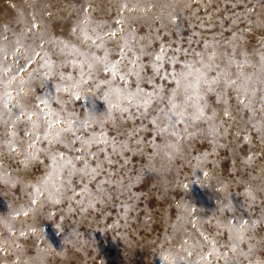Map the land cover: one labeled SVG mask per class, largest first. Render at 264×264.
I'll return each mask as SVG.
<instances>
[{
    "label": "rangeland",
    "instance_id": "1",
    "mask_svg": "<svg viewBox=\"0 0 264 264\" xmlns=\"http://www.w3.org/2000/svg\"><path fill=\"white\" fill-rule=\"evenodd\" d=\"M0 264H264V0H0Z\"/></svg>",
    "mask_w": 264,
    "mask_h": 264
},
{
    "label": "snow or ice",
    "instance_id": "2",
    "mask_svg": "<svg viewBox=\"0 0 264 264\" xmlns=\"http://www.w3.org/2000/svg\"><path fill=\"white\" fill-rule=\"evenodd\" d=\"M106 67H107V65H106ZM110 70L112 71L113 75H115V66H113V68L110 69ZM122 78H123V77H122ZM104 83H110V82L105 81ZM74 86H76V85H72V86H70V87H74ZM114 91H115L117 94H120V93L122 92V90L119 89V88L114 89ZM130 95H131L133 98H135L137 94H130ZM125 98L127 99L128 97L126 96ZM149 102H150V101H148V100L145 101L146 104L149 103ZM173 107H175V105H173ZM125 110H126V109H125ZM202 114H203V109H197V115L194 116L193 118H194V119L199 118V116L202 115ZM29 119H31V117H29ZM36 126H38V125H35V124H34V127H36ZM48 127L51 128L52 125L49 124ZM69 130H70V129H69ZM59 134H60V130H57L56 133H55V136H56V137H59ZM45 139H47V133L45 134ZM85 143H91V141H85Z\"/></svg>",
    "mask_w": 264,
    "mask_h": 264
},
{
    "label": "clouds",
    "instance_id": "3",
    "mask_svg": "<svg viewBox=\"0 0 264 264\" xmlns=\"http://www.w3.org/2000/svg\"><path fill=\"white\" fill-rule=\"evenodd\" d=\"M117 94V93H116ZM120 95H122L121 93L120 94H117V96L119 97ZM177 116H182L183 114L182 113H176Z\"/></svg>",
    "mask_w": 264,
    "mask_h": 264
}]
</instances>
